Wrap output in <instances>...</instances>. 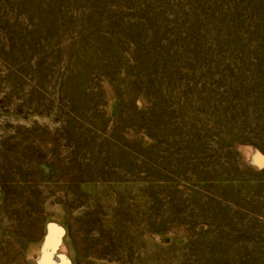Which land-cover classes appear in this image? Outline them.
Here are the masks:
<instances>
[{
  "label": "rangeland",
  "instance_id": "obj_1",
  "mask_svg": "<svg viewBox=\"0 0 264 264\" xmlns=\"http://www.w3.org/2000/svg\"><path fill=\"white\" fill-rule=\"evenodd\" d=\"M0 264H264V0H0Z\"/></svg>",
  "mask_w": 264,
  "mask_h": 264
}]
</instances>
